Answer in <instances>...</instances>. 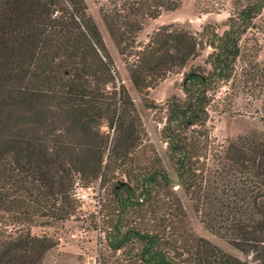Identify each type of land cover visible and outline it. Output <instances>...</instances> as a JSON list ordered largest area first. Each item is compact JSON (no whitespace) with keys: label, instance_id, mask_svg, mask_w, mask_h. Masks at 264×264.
<instances>
[{"label":"trees","instance_id":"obj_1","mask_svg":"<svg viewBox=\"0 0 264 264\" xmlns=\"http://www.w3.org/2000/svg\"><path fill=\"white\" fill-rule=\"evenodd\" d=\"M94 1L142 95L209 49L182 73L180 98L143 97L175 180L83 0H0V264H44L56 240L30 229L75 219V190L90 186L110 264H246L193 234L175 186L210 234L264 264V130L218 144L209 125L238 94L260 102L264 123V65L241 46L264 0H231L220 34L160 26L143 43L142 21L180 0Z\"/></svg>","mask_w":264,"mask_h":264},{"label":"rangeland","instance_id":"obj_2","mask_svg":"<svg viewBox=\"0 0 264 264\" xmlns=\"http://www.w3.org/2000/svg\"><path fill=\"white\" fill-rule=\"evenodd\" d=\"M231 0H180L178 7L173 11H162L154 19H144L140 30L135 36L137 43H143L160 26H172L183 29L190 33H199L205 25L215 28L217 34L224 29L225 20L228 16L229 2ZM87 14L95 24L104 48L112 61L116 71L117 82L120 83L129 99L131 100L136 114L139 117L143 130L149 144L159 157L162 166L169 178L174 182L171 166L164 153V145L161 142L158 129L150 110L146 109L143 97L162 105L171 96L180 98V81L182 73L189 67L202 65L206 54L205 48L199 52L198 57L189 61L179 73H171L160 81L154 88L148 89L142 95L132 87L125 65L121 56L117 53L112 39L108 36L98 14V8L106 7L103 1L83 0ZM241 46L248 49L252 46L256 52V61L264 65V9L253 21V29L244 36ZM247 53V51H244ZM222 96V95H221ZM228 110L227 113H210L209 125L211 136L216 143L222 144L227 140H233L237 136L247 135L252 131H263L264 123L260 121L261 105L258 101L244 95L238 94L235 98L228 99L222 106ZM181 205L184 209L188 224L196 237L202 238L216 247L222 253L236 258L246 264H258L251 258V255H243L225 241L210 234L197 220V216L191 208V204L180 188L174 187ZM97 189L90 186L87 189L77 188L75 195L79 205L78 216L65 223L53 227H32L30 233L33 235L48 234L56 240V246L50 250L45 258L44 264H110L108 253L103 248L102 237L98 231V223L94 217L97 214L98 205L96 202Z\"/></svg>","mask_w":264,"mask_h":264}]
</instances>
